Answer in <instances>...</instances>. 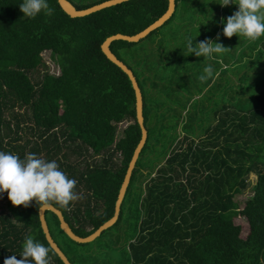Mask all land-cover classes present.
Returning a JSON list of instances; mask_svg holds the SVG:
<instances>
[{"label": "trees", "instance_id": "trees-1", "mask_svg": "<svg viewBox=\"0 0 264 264\" xmlns=\"http://www.w3.org/2000/svg\"><path fill=\"white\" fill-rule=\"evenodd\" d=\"M67 1L81 10L106 0ZM47 2L53 15L41 12L29 18L19 7L24 0H0V151L21 160L29 153L55 160L69 178L78 180L74 191L80 199L67 208L52 203L71 231L85 237L112 216L139 140L129 81L101 54L100 44L114 34L138 33L165 12L167 1L130 0L73 19L55 0ZM190 2L174 0L170 18L137 43L109 45L135 78L146 131L111 227L133 209L143 215L123 253L124 264H264V36L252 41L234 37L228 51L215 54L222 62L219 73L201 81L207 57L190 54L188 39L203 41L202 30L211 39L218 23L237 11L238 0L230 10L220 5L222 0H210L207 14L219 12V18L210 19V28ZM203 3L197 5L201 14ZM45 51L55 75L42 61ZM212 91L219 98L205 113L209 106L203 96ZM126 120L115 139L117 124ZM87 154L99 162L83 160ZM69 157L79 160L70 163ZM248 175L255 182L239 208L234 197L247 187ZM0 197V264L13 255L20 258L27 236L48 247L36 201L14 206L7 192ZM238 217L247 225L244 238L233 223ZM44 219L54 242L53 227L73 246H84L59 230L52 213L45 212ZM56 245L70 264H83L71 262ZM112 251L105 254H117ZM48 259L62 264L51 250Z\"/></svg>", "mask_w": 264, "mask_h": 264}, {"label": "clouds", "instance_id": "clouds-1", "mask_svg": "<svg viewBox=\"0 0 264 264\" xmlns=\"http://www.w3.org/2000/svg\"><path fill=\"white\" fill-rule=\"evenodd\" d=\"M233 0H222L220 4L228 6ZM238 10L226 19L223 27V36L232 37L241 34L249 40H256L264 36V0H238ZM21 12L35 18L41 12L51 16L54 9L47 0H24L19 5ZM220 39L217 34L216 40ZM188 51L196 57H211L213 53H221L229 49L221 43H214L211 39H204L196 44L189 38ZM213 67H204L201 81L207 80L213 74ZM78 180L69 178L59 168L55 160L47 161L36 154L29 153L24 160L16 154L0 151V193L7 192L8 199L14 206H29V202L35 200L39 205L40 213L51 208L52 202L67 208L71 201L80 199V195L74 191ZM50 249L32 236L25 238L23 252L20 258L15 255L4 260V264H49ZM30 258V259H29Z\"/></svg>", "mask_w": 264, "mask_h": 264}, {"label": "rangeland", "instance_id": "rangeland-1", "mask_svg": "<svg viewBox=\"0 0 264 264\" xmlns=\"http://www.w3.org/2000/svg\"><path fill=\"white\" fill-rule=\"evenodd\" d=\"M82 3H88V2H93L96 0H79ZM72 2L74 4H78L76 0H72ZM201 2L203 3V7L204 9H202V11L204 12V14H201L200 11L197 10V5ZM210 0H191L190 4H191V10L194 11L196 13V15L202 19V17L205 19L203 20V23L206 24H210V26H208L209 28L212 27L214 25V22L210 21V19L212 17H218L219 18V12L218 11H214L210 14L208 13V9H206V6H208ZM234 3V2H233ZM235 4V3H234ZM228 9L230 10L232 8L231 3L227 6ZM238 10V8H237ZM226 17H224L222 20L224 22H226ZM197 20L195 18V21H192L193 23H195ZM223 27H224V23L220 22L217 25V32L214 36H212L211 40L214 43H221L222 45L227 44V48L229 47L228 45H230L231 40L234 37L240 36L241 34H237V35H233L232 37H225L223 36ZM203 33V37L205 38H209L207 37L208 34H206L205 30H202ZM177 32H179V28L177 27ZM217 34H220V39L216 40ZM168 35V32L166 33L165 37ZM203 38V39H204ZM239 39H243L242 36H240L238 38ZM252 41V40H249ZM233 42L235 43V41L233 40ZM236 46H238L237 44H235ZM216 53H213L211 55V57H207L204 60V64L211 65L214 69L215 72V76L216 74H218L219 72H217V68L218 66H220L222 64L221 59L219 56H215ZM42 61L44 62V65L47 67V70L50 74H57V69L54 66V64L52 63L50 57H49V53L47 51L42 52L40 54ZM225 59L228 60L229 57L227 55H225ZM218 60L219 63H215ZM221 62V63H220ZM263 65H264V61H263ZM264 69V67H263ZM261 68V70H263ZM250 74L252 73V71L249 72ZM214 76V77H215ZM221 77H217L216 79H214V82H219ZM231 80H233V77H231ZM219 96L218 93H216L215 91H212L211 94L208 95V97L206 98L205 96H203V102L209 106L207 108V111L205 113H207L213 106L214 104L217 102ZM207 100V101H206ZM129 121H123L119 124H117L116 126V134H115V139H117L120 135L121 130L125 127L126 124H128ZM215 124V121L211 122V125L213 126ZM90 155H85V158L83 160H86L87 162H99V158L98 157H93L90 158ZM70 158V157H69ZM68 158V162L72 163L73 159L75 160L76 158ZM76 160H79L76 159ZM115 162L116 164L118 163V156L115 158ZM255 182V177L253 175H248L247 176V187L239 194L236 195L234 197V200L237 202V205L239 208H242L244 201H246L251 194V186L254 184ZM139 186H142V182L141 179L138 180V184ZM3 198L0 197V212L4 209V205H3ZM125 204V200L123 202V205ZM141 218H143V215H141L138 211H136V209L132 210V214L129 215V217L127 219L121 218L117 224L113 227H111L110 229H108L107 231H105L100 237H97L94 241L84 244V246L82 247H77V246H73L72 244H70L64 237L63 235H61L55 227H53L52 230V234H53V238L55 240V242L59 245V247L62 249V251L65 252V255L68 257V259L71 262H75L77 263L79 260L81 263L83 264H118L119 262H121V264H124V257L125 254H123L126 249H127V245L129 242H132V240L130 239H134L138 233V221L141 220ZM233 223L236 225H239L241 227L240 230V238H244L246 233H247V225L246 222L243 218H235L233 220ZM130 240V241H129ZM129 241V242H128ZM109 249L113 250L114 252H116L117 254L111 253V254H105V253H109L107 252ZM112 251V252H113ZM120 253V254H119ZM82 257V259H81Z\"/></svg>", "mask_w": 264, "mask_h": 264}, {"label": "water", "instance_id": "water-1", "mask_svg": "<svg viewBox=\"0 0 264 264\" xmlns=\"http://www.w3.org/2000/svg\"><path fill=\"white\" fill-rule=\"evenodd\" d=\"M55 1L58 7L60 8V10L66 16L73 19V18L85 17L87 15H90L102 9L109 8V7L121 4L123 2L130 1V0H106L98 4L92 5L88 8L81 9V10L75 9L67 0H55ZM166 1H167V8L165 12L160 17H158L155 21H153L151 24L146 26L144 29H142L138 33L129 35V36L121 35V34H114V35H111L105 38L103 42L100 44L99 49H100L101 54L105 57L107 61H109L111 64L117 67L127 77L129 81V84H130V87L132 89L133 96H134V119L139 129V140L135 148L132 151L131 157L125 169L123 179L121 181V184L119 186V189L116 195V199L114 201L112 216L108 220L103 222L100 226H98L90 234H88L85 237L76 236L71 231L67 223L64 221L63 216L60 213V211L55 209L53 206L41 213H40V209L39 208L37 209V219L39 223V228L44 237V240L47 243L50 250L56 255V257L59 259V261L62 264H70V263L68 262L64 254L61 252V250L58 248L56 243L52 240L48 232L45 219H44V213L50 212L56 217L59 230L73 243L87 244V243L94 241L97 237L100 236V234L103 231L110 228L117 221L119 212H120V205L125 195V191L128 186L131 173L134 169V165L138 158V155L146 140V131L143 126V117H142V99H141L139 88L137 86V83L135 81V78L132 72L110 52L109 45L114 41L137 43L138 41L144 39L150 32L162 26V24H164V22H166L172 15L174 11V6H175L174 0H166Z\"/></svg>", "mask_w": 264, "mask_h": 264}]
</instances>
